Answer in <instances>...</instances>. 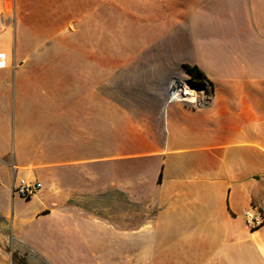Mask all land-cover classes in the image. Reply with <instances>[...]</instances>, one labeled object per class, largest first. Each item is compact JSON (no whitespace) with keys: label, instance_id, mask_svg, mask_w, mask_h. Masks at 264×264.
Segmentation results:
<instances>
[{"label":"crops","instance_id":"obj_1","mask_svg":"<svg viewBox=\"0 0 264 264\" xmlns=\"http://www.w3.org/2000/svg\"><path fill=\"white\" fill-rule=\"evenodd\" d=\"M0 11V264H264V0Z\"/></svg>","mask_w":264,"mask_h":264},{"label":"built area","instance_id":"obj_2","mask_svg":"<svg viewBox=\"0 0 264 264\" xmlns=\"http://www.w3.org/2000/svg\"><path fill=\"white\" fill-rule=\"evenodd\" d=\"M5 31V26L2 21V12L0 11V37L3 35ZM9 57V53L5 52L0 47V68H4L7 66V60ZM188 86L181 82V80H175L173 81L169 88H168V102H190L187 96V89ZM176 93L179 95V97H175ZM213 93V91H212ZM212 93L209 95V97L212 96ZM207 97V98H209ZM193 101L195 102L196 99L193 98ZM40 189L39 183H32L28 182L26 180H20L16 187L12 188V192L18 194L21 198L28 200L32 198ZM246 226L249 229H254L259 227L260 225L264 224V218L261 216H255L254 214L246 213Z\"/></svg>","mask_w":264,"mask_h":264},{"label":"trees","instance_id":"obj_3","mask_svg":"<svg viewBox=\"0 0 264 264\" xmlns=\"http://www.w3.org/2000/svg\"><path fill=\"white\" fill-rule=\"evenodd\" d=\"M184 69L189 75V80H181L186 85L190 84L191 88L197 91H204L207 95L211 94L213 91V86L211 82H209L204 74L196 67L191 65H184Z\"/></svg>","mask_w":264,"mask_h":264},{"label":"rangeland","instance_id":"obj_4","mask_svg":"<svg viewBox=\"0 0 264 264\" xmlns=\"http://www.w3.org/2000/svg\"><path fill=\"white\" fill-rule=\"evenodd\" d=\"M8 20H9V18H8ZM198 27H199V26H195V29L193 28L192 31H191V34H193L192 37H193V38H196V39H197V30H198ZM207 31H208V30H206V33H207ZM185 80H189V78H186ZM181 82H182V81H181ZM182 83H183V82H182ZM184 84H185V83H184ZM186 90H187V95H188L189 98H190V101H193V98H194V99H197V96H198V95L205 96V97L207 98V96H206L205 94L200 93V92H198L197 90H195V89H193V88H189V87H188ZM100 218H101V216H100Z\"/></svg>","mask_w":264,"mask_h":264},{"label":"bare ground","instance_id":"obj_5","mask_svg":"<svg viewBox=\"0 0 264 264\" xmlns=\"http://www.w3.org/2000/svg\"><path fill=\"white\" fill-rule=\"evenodd\" d=\"M198 92L205 94L207 97L210 95V94L207 95V94H206L207 92L205 93L204 91H198ZM187 96H188V95H187ZM175 97L178 98L179 95L176 93ZM188 98H189V96H188ZM188 100L190 101V98H189Z\"/></svg>","mask_w":264,"mask_h":264},{"label":"water","instance_id":"obj_6","mask_svg":"<svg viewBox=\"0 0 264 264\" xmlns=\"http://www.w3.org/2000/svg\"><path fill=\"white\" fill-rule=\"evenodd\" d=\"M187 86H188L189 88H191V85H190V84H188Z\"/></svg>","mask_w":264,"mask_h":264}]
</instances>
